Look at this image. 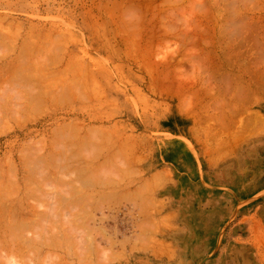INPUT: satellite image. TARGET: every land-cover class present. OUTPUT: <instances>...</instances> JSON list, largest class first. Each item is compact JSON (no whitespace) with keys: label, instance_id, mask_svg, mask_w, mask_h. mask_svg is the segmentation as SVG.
Returning a JSON list of instances; mask_svg holds the SVG:
<instances>
[{"label":"rangeland","instance_id":"obj_1","mask_svg":"<svg viewBox=\"0 0 264 264\" xmlns=\"http://www.w3.org/2000/svg\"><path fill=\"white\" fill-rule=\"evenodd\" d=\"M17 21L62 25L75 38L63 37L59 47L45 39L38 59L23 60L14 51L23 30ZM0 22L13 32L0 52V73L23 63L36 64L40 76L83 69L78 55H49L76 51L87 68L101 71L104 92L129 94V110L114 107L119 116L113 111L96 126L87 118V125L78 123L80 141L72 136L64 157L68 172L21 171L14 155L20 132L0 135V149L8 148L0 156V226L21 233L5 239L0 231V264L264 260V0H0ZM128 114L132 120L122 121ZM164 115L183 140L182 164L166 179L161 171L149 177L159 133L147 129ZM115 119L129 122L121 142L108 131ZM167 136L170 148L174 139ZM59 158L54 164L62 163ZM131 184L142 188L135 203H110Z\"/></svg>","mask_w":264,"mask_h":264},{"label":"crops","instance_id":"obj_2","mask_svg":"<svg viewBox=\"0 0 264 264\" xmlns=\"http://www.w3.org/2000/svg\"><path fill=\"white\" fill-rule=\"evenodd\" d=\"M16 23L23 30L14 38V40L18 41V44L14 46V51L23 60L38 59V43L45 42V39H50L49 42L59 47V44H62L63 37L66 39L70 38V41L72 38H75L69 32L65 33L62 25L55 26V24L53 27L51 23L44 25L30 21H17ZM8 28H10V24L0 22V52H6L8 46L5 45V42L13 39V32H8ZM10 45H13V43ZM49 55L51 57L54 55L60 60L78 55L80 57L78 60L79 64L83 66V69L72 71L69 68L65 71L61 69H50L46 73L43 72L45 74L40 76L33 69L36 64L33 67L29 65V67H26L25 63H23L21 67L24 66L25 68L22 67L24 69L20 67L13 73L11 72L7 75L0 73V135L20 132L21 139L14 148V155L16 158V166L21 171L31 172L40 166L42 167L35 171H44L45 169L46 172L70 171L64 163V157L68 155L67 150L70 147L72 136H76L77 140L80 141L81 135L79 134L81 133L76 128L77 123L83 122L86 124L83 119L86 120L87 118L88 120H95L89 125L96 126L99 125V122L112 117L113 111H117V115L115 116H119L121 110H115V106H118V108L125 107L129 110V94L125 90L118 91L110 87H106V91L104 92L102 77L100 75L101 71L96 68H87L85 64L86 58L80 52L68 51L62 55V53L54 51ZM53 71L57 75L52 74ZM87 74L91 75L89 80H85ZM40 78L42 79V83H40ZM130 105V111L132 116H134L136 114L135 108L132 104ZM59 114L67 115L65 118L53 121L50 125H47L49 124L47 122L37 132L32 134L27 132L29 129L36 128L35 126L41 121L44 122L49 120L47 118ZM132 116L130 117L128 114L127 118L122 121H130V118L132 120ZM175 120H177V116H175ZM122 121L120 119H115L114 123L111 121L109 127L113 130H108L113 133L116 132L120 142L129 130V122L127 121L124 125L121 124ZM169 124L170 122L168 123L167 116L164 115L155 125V129H151L150 126L147 128L148 131L159 133L156 137L159 141L158 147L150 154L152 160L156 159L157 162H154V169L150 171L149 177L156 171H161L166 179L168 178V172L173 173V168L182 164L183 140L181 131L173 128ZM174 125L177 127L176 122H174ZM86 132L87 130H83L85 136L88 134ZM167 134L174 139L173 145L171 144L172 146L170 148H167L165 143L168 137ZM7 149H0V156ZM188 155L191 158L195 157L193 152H190ZM34 157L39 158L37 164L34 162ZM57 157H60L59 159L62 158L61 164H54ZM29 162L31 165L28 164ZM139 189H142L140 185L134 186V184L128 185L126 188H120L116 194V199L118 200H112L110 203L121 204L124 200L128 203H135V193ZM157 191H160L158 187L153 192ZM260 221L264 228V217L260 218ZM216 261L213 260L211 263H220V261ZM259 263L264 264V260L261 259Z\"/></svg>","mask_w":264,"mask_h":264},{"label":"bare ground","instance_id":"obj_3","mask_svg":"<svg viewBox=\"0 0 264 264\" xmlns=\"http://www.w3.org/2000/svg\"><path fill=\"white\" fill-rule=\"evenodd\" d=\"M222 32H223V31H222ZM222 37H223V36H222ZM222 40H223V39H222ZM29 50H30V49H29ZM19 51H20V50H19ZM33 53H34V52H33ZM15 55H16V54H15ZM22 57H23V56H22ZM17 58H18V57H17ZM14 61H15V60H14ZM16 61H17V59H16ZM20 62H21V61H20ZM31 62H32V61H31ZM2 64H3V63H2ZM18 64H19V62H18ZM20 64H21V63H20ZM13 65H14V67L17 66V65L15 66V64H13ZM25 65H26V64H25ZM5 66H6V65H5ZM8 66H9V65H8ZM11 66H12V65H11ZM27 66H28V65H27ZM27 66H26V67H27ZM31 66H32V64H31ZM263 66H264V65H263ZM263 66H262V67H263ZM2 67H3V66H2ZM22 67H24V66H22ZM22 67H21V68H22ZM28 67H29V66H28ZM259 67H260V66H259ZM24 68H25V67H24ZM24 68H22V69H24ZM7 69H8V68H7ZM22 69H21V70H22ZM258 69H259V68H258ZM16 70H17V68H16ZM19 70H20V69H19ZM254 70H255V68H254ZM0 71H1V70H0ZM25 71H26V70H25ZM1 72H2V71H1ZM257 72H258V71H257ZM261 72H262V71H261ZM261 72H259V73H261ZM6 73H7V72H6ZM12 73H13V72H12ZM263 73H264V72H263ZM263 73H262V74H263ZM8 74H9V73H8ZM15 75H16V74H15ZM263 76H264V74H263ZM14 78H15V77H14ZM19 80H20V79H19ZM0 83H1V82H0ZM19 84H21V83H19ZM16 86H17V85H16ZM77 124H78V123H77ZM65 127H67V126H65ZM68 128H69V127H68ZM71 129H72V128H71ZM63 130H64V129H63ZM86 179H87V178H86ZM36 192H37V191H36ZM30 193H31V192H30ZM81 200H82V199H81ZM85 200H86V197H85ZM87 202H89V201L87 200ZM79 203H80V202H79ZM55 205H56V204H55ZM55 208H56V207H55ZM55 208H53V210H54ZM51 210H52V209H51ZM55 210H56V209H55ZM86 210H87V209H86ZM88 212H89V211H88ZM0 213H1V212H0ZM51 213H52V212H51ZM55 213H56V212H55ZM58 214H59V213H58ZM86 214H87V213H86ZM44 215H45V214H44ZM46 215H47V214H46ZM1 216H2V214H1ZM44 217H45V216H44ZM44 217H43V218H44ZM47 217H48V215H47ZM76 218H77V217H76ZM26 219H27V218H26ZM0 220H2V219H0ZM46 220H47V219H46ZM72 220H73V219H72ZM73 221H74V220H73ZM77 221H78V220H77ZM20 222H21V221H20ZM23 222H24V221H23ZM27 222H28V221H27ZM72 223H73V222H72ZM1 224H3V223H1ZM34 224H35V223H34ZM36 224H37V223H36ZM63 224H64V223H63ZM76 224H79V223H76ZM8 225H9V224H8ZM12 225H13V224H12ZM25 225H26V224H25ZM25 225H24V226H25ZM80 225H81V224H80ZM13 226H14V225H13ZM2 227H3V226H0V229H1ZM15 227H16V226H15ZM15 227H14V232H11L12 229L9 227L11 230H10V231L8 230V232H10V233H8V232L6 231L7 234H6L5 231H3V229H1L0 231H3V232H4V233L2 234L3 236H4V235H7V236L14 237V238H15V236H17V238H18V237L21 236V235L19 236V234H21V233H20L19 231H15ZM25 227H26V226H25ZM80 227H81V226H80ZM80 227H79V225H78V229H79ZM26 228H27V227H26ZM19 229H20V226H19ZM74 229H75V228H74ZM78 229H77V230H78ZM4 230H5V228H4ZM17 230H18V228H17ZM20 231H21V230H20ZM1 233H2V232H1ZM1 233H0V234H1ZM78 234H79V232H78ZM141 234H142V233H141ZM3 236H1L0 239H3ZM23 236H24V234H23ZM5 237H6V236H4V238H5ZM7 238H8V237H7ZM23 238H24V237H23ZM23 238H22V240H23ZM25 238H26V237H25ZM5 239H6V238H5ZM8 239H10V238H8ZM29 239H30V238H29ZM29 239H27V241H28ZM22 240H21V241H22ZM25 240H26V239H25ZM57 240H58V239H57ZM79 240H80V239H79ZM88 240H90V239H88ZM92 240H93V239H92ZM3 241H4V240H3ZM8 241H9V240H8ZM8 241H7V243H8ZM11 241H12V240H11ZM16 241H17V240H16ZM16 241H14V242L16 243ZM31 241H32V240H31ZM31 241H30V243H31ZM38 241H39V240H38ZM5 242H6V240L2 243L3 246H4L5 244H7V243H5ZM25 242H26V241H24V243H25ZM32 242H33V241H32ZM93 242H94V241H93ZM95 242H96V241H95ZM144 242H145V241H144ZM4 243H5V244H4ZM9 243H10V241H9ZM9 243H8V244H9ZM12 243H13V242H11V244H12ZM24 243H23L22 245H24ZM30 243H29V244H30ZM56 243H57V242H56ZM16 244H17V246H18L19 243H16ZM20 244H21V243H20ZM27 244H28V243H27ZM34 244H35V243H34ZM13 245H15V244H13ZM55 245H56V244H55ZM73 245H74V244H73ZM80 245H81V244H80ZM88 245H89V244H88ZM9 246H10V244H9ZM9 246H8V247H9ZM15 246H16V245H15ZM19 246L21 247V245H19ZM68 246H70V245H68ZM76 246H77V245H76ZM76 246H75V247H76ZM78 246H79V245H78ZM81 246H83V245H81ZM84 246H85V245H84ZM93 246H94V244H93ZM99 246H100V245H99ZM0 247H1V246H0ZM4 247H5V246H4ZM6 247H7V245H6ZM8 247H7V248H8ZM20 247H19V248H20ZM72 247H73V246H72ZM90 247H92V246H90ZM9 248H11V247H9ZM15 248H17V247H15ZM19 248H18V249H19ZM63 248H64V247H63ZM65 248H66V247H65ZM69 248H70V247H69ZM76 248H77V247H76ZM82 248H83V247H82ZM87 248H88V247H87ZM12 249H13V246H12ZM20 249H21V248H20ZM83 249H84V248H83ZM85 249H86V248H85ZM10 250H11V249H10ZM16 250H17V249H16ZM64 250H65V249H64ZM67 250H68V248H67ZM76 250H77V249H76ZM81 250H82V249H81ZM91 250H92V249H91ZM65 251H66V250H65ZM78 251H79V250H78ZM21 252H22V251H21ZM68 252H69V251H68ZM76 252H77V251H76ZM80 252H81V251H80ZM90 252H91V251H90ZM23 253H24V251H23ZM23 253H21V254H23ZM72 253H73V252H72ZM74 253H75V252H74ZM78 254H80V253H78ZM78 254H77V255H78ZM83 254H84V253H83ZM83 254H82V255H83ZM90 254H93V253H90ZM26 255H27V253L25 254V256H26ZM64 255H65V254H64ZM66 255H67V254H66ZM77 255H76V257H81V256H77ZM87 255H88V254H87ZM22 256H23V255H22ZM72 256H73V255H72ZM85 256H86V255H85ZM10 257H11V256H10ZM31 257H32V256H31ZM44 257H45V256H44ZM83 257H84V256H83ZM88 257H89V255H88ZM7 258H8V257H7ZM15 258H16V257H15ZM26 258H27V257H26ZM32 258H33V257H32ZM63 258H64V257H63ZM86 258H87V257H86ZM9 259H10V258H9ZM12 259H13V258H12ZM18 259H19V258H18ZM18 259L16 258L15 260H18ZM38 259H39V258H38ZM82 259H83V258H82ZM87 259H88V258H87ZM2 260H3V259H2ZM19 260H20V259H19ZM59 260H60V259H59ZM65 260H67V259H65ZM84 260H85V259H84ZM12 261H13V260H12ZM25 261H26V260H25ZM34 261H36V260H34ZM34 261H33V262H34ZM55 261H56V260H55ZM72 261H73V260H72ZM86 261H88V260H86ZM86 261H85V262H86ZM3 262H4V261H3ZM5 262H6V261H5ZM14 262H15V261H14ZM18 262H19V261H18ZM18 262H17V263H18ZM22 262H23V260H22ZM30 262H32V261H30ZM61 262H62V261H61ZM61 262H60V263H61ZM70 262H71V261H70ZM80 262H81V261H80ZM9 263H10V262H9ZM62 263H63V262H62ZM87 263H88V262H87ZM21 264H22V263H21ZM34 264H36V263H34ZM37 264H38V263H37ZM55 264H56V263H55ZM85 264H86V263H85Z\"/></svg>","mask_w":264,"mask_h":264}]
</instances>
